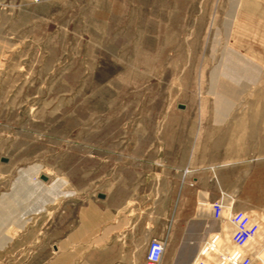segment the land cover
<instances>
[{
    "label": "rangeland",
    "instance_id": "374dc122",
    "mask_svg": "<svg viewBox=\"0 0 264 264\" xmlns=\"http://www.w3.org/2000/svg\"><path fill=\"white\" fill-rule=\"evenodd\" d=\"M233 1L0 0V201L29 211L31 263L51 251L39 206L55 220L117 189L147 218L162 184L196 177L190 155L228 139L216 121L264 102V86L232 92L222 77ZM249 245L264 247V222ZM145 249L135 238L132 256Z\"/></svg>",
    "mask_w": 264,
    "mask_h": 264
},
{
    "label": "crops",
    "instance_id": "0c3cea01",
    "mask_svg": "<svg viewBox=\"0 0 264 264\" xmlns=\"http://www.w3.org/2000/svg\"><path fill=\"white\" fill-rule=\"evenodd\" d=\"M229 13L226 32L232 47L220 59L226 63L222 77L238 86L232 92L259 93L264 86V0H244V5L234 0ZM241 110L216 121L230 127L227 140L215 139L204 145L203 154L189 156L186 165L193 170L188 177L196 175L193 185L162 184L168 201H155L147 218L135 215L134 194L125 196L117 189L70 201L69 212L64 207L55 220L39 206L44 213L38 215L37 237L51 243V251L37 262L31 263L26 246L29 211L16 208V201H0V217H7L0 219V264H144V253L136 259L131 254L134 239L141 238L146 246L151 237H163L164 232L168 235L160 264H192L201 244L216 232L221 249H230L232 225L212 219L203 207L206 201L225 193L228 205L264 222V102L248 103ZM195 201L202 205L198 214L191 212ZM263 250L249 245L250 264H264L256 257ZM210 257L206 264H214V255Z\"/></svg>",
    "mask_w": 264,
    "mask_h": 264
},
{
    "label": "built area",
    "instance_id": "2783aa9c",
    "mask_svg": "<svg viewBox=\"0 0 264 264\" xmlns=\"http://www.w3.org/2000/svg\"><path fill=\"white\" fill-rule=\"evenodd\" d=\"M189 171L184 170V175ZM196 177L192 176L188 185H193ZM210 215L214 220H226L232 225L229 241L232 247L222 250L220 233H213L200 246L192 264H206L211 255H214V264H250L252 255L248 252L249 242L259 231V222L243 210L234 209L226 203V194L221 193L209 202ZM167 233L163 237H151L146 245L144 264H160L167 243Z\"/></svg>",
    "mask_w": 264,
    "mask_h": 264
},
{
    "label": "water",
    "instance_id": "95a60500",
    "mask_svg": "<svg viewBox=\"0 0 264 264\" xmlns=\"http://www.w3.org/2000/svg\"><path fill=\"white\" fill-rule=\"evenodd\" d=\"M41 178H42V179H45V176L42 175Z\"/></svg>",
    "mask_w": 264,
    "mask_h": 264
}]
</instances>
